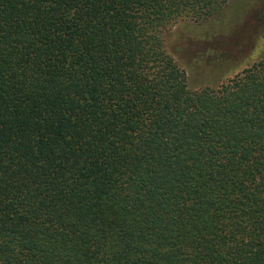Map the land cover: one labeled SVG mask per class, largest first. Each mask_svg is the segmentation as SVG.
<instances>
[{
  "label": "trees",
  "instance_id": "obj_1",
  "mask_svg": "<svg viewBox=\"0 0 264 264\" xmlns=\"http://www.w3.org/2000/svg\"><path fill=\"white\" fill-rule=\"evenodd\" d=\"M225 2L0 0V264H264V61L165 46Z\"/></svg>",
  "mask_w": 264,
  "mask_h": 264
},
{
  "label": "rangeland",
  "instance_id": "obj_2",
  "mask_svg": "<svg viewBox=\"0 0 264 264\" xmlns=\"http://www.w3.org/2000/svg\"><path fill=\"white\" fill-rule=\"evenodd\" d=\"M214 15L166 33L165 46L191 90L226 83L264 61V0H226Z\"/></svg>",
  "mask_w": 264,
  "mask_h": 264
}]
</instances>
